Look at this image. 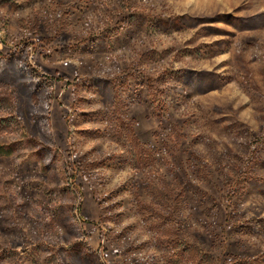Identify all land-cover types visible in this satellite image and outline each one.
<instances>
[{
    "label": "rangeland",
    "instance_id": "rangeland-1",
    "mask_svg": "<svg viewBox=\"0 0 264 264\" xmlns=\"http://www.w3.org/2000/svg\"><path fill=\"white\" fill-rule=\"evenodd\" d=\"M0 56V264H264V0H0Z\"/></svg>",
    "mask_w": 264,
    "mask_h": 264
},
{
    "label": "trees",
    "instance_id": "trees-1",
    "mask_svg": "<svg viewBox=\"0 0 264 264\" xmlns=\"http://www.w3.org/2000/svg\"><path fill=\"white\" fill-rule=\"evenodd\" d=\"M4 74H8L11 77L17 75L22 80H30L31 83L25 85L28 92L30 91L31 94L45 92L43 97H45L47 101L52 98V81L29 65L21 63L19 56H0V75L4 76ZM2 150L3 149L0 148L1 154H3ZM12 152L5 151L4 154L10 155Z\"/></svg>",
    "mask_w": 264,
    "mask_h": 264
}]
</instances>
